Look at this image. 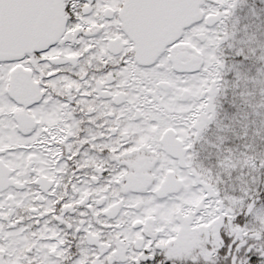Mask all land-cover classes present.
<instances>
[{
    "label": "snow or ice",
    "instance_id": "obj_1",
    "mask_svg": "<svg viewBox=\"0 0 264 264\" xmlns=\"http://www.w3.org/2000/svg\"><path fill=\"white\" fill-rule=\"evenodd\" d=\"M0 264H264V0H0Z\"/></svg>",
    "mask_w": 264,
    "mask_h": 264
}]
</instances>
